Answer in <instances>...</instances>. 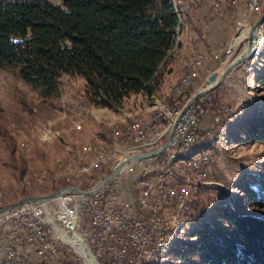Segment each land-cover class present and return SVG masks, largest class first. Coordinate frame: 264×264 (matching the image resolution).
I'll return each instance as SVG.
<instances>
[{
	"label": "rangeland",
	"instance_id": "374dc122",
	"mask_svg": "<svg viewBox=\"0 0 264 264\" xmlns=\"http://www.w3.org/2000/svg\"><path fill=\"white\" fill-rule=\"evenodd\" d=\"M51 1L60 4L59 0ZM171 1L180 5V0ZM171 1L168 0L170 5ZM231 6H238V3ZM189 11L190 8L182 11L178 39L179 43L183 37L182 48L177 54H174L176 50L170 53L173 64L181 67L182 73L159 95L145 96V103L151 102L156 108L153 116L142 113L145 109L144 101L141 103L143 98L124 100L118 110L90 104L78 77L64 75L59 81L57 94L43 98L22 82L16 69H0V210L25 198L51 194L64 187L84 191L86 184L97 185L103 180L98 173L100 169L108 176L124 156L133 153V145H138L136 135L139 131L141 140L149 141V128L157 121H164L165 116L173 115L172 92L175 93L190 65V54L185 65L179 61L180 56L190 48L194 51L196 48V42L190 44L188 40L193 33L189 32L188 26L182 36L186 28L185 13ZM263 11L264 0L262 6L251 11V25ZM240 14L241 10L227 12V23L224 22L231 32L230 38L209 44L223 52L229 49L227 55L223 54L213 64L219 68V75L232 61L245 54L246 40H239L233 49L230 45ZM261 35L262 40L252 56L228 72L218 87L201 97L200 133L195 146H207L209 152L181 158L190 150L184 149L182 153L171 155L172 173H179L181 167L199 161L197 156H214V163L210 166L208 179L199 180L197 186L196 178L187 179V187L196 186L193 190L196 202L191 207V198H184V211L174 209V220L167 222L165 239H159L153 247L151 261L143 264H164L173 241L188 238L203 222L222 226L215 214L218 206L231 204L242 208L245 213L264 216V210L256 209L248 200L241 203L244 197L238 190L240 184L249 182L252 177H264V145L241 141L244 136L238 129L245 120L264 110V23ZM208 59L215 60L213 57ZM199 65L201 62L195 65V70ZM204 87L202 85L195 93ZM169 89L170 95L167 96ZM59 179H65L66 185H58ZM130 181L127 176L112 191L125 195ZM170 200L165 198L164 206L156 209V221H165V213H173ZM52 205L57 207V203ZM143 209L145 216H153L151 207ZM101 219H109V211H102ZM68 261L71 258L59 256L49 264H69Z\"/></svg>",
	"mask_w": 264,
	"mask_h": 264
},
{
	"label": "trees",
	"instance_id": "16d2710c",
	"mask_svg": "<svg viewBox=\"0 0 264 264\" xmlns=\"http://www.w3.org/2000/svg\"><path fill=\"white\" fill-rule=\"evenodd\" d=\"M59 1L0 0V69H16L43 98L57 94L64 75L78 77L90 104L108 110L158 91L173 64L176 17L168 0ZM238 129L241 141L264 145V110ZM196 142L181 158L209 152ZM238 190L241 203L264 210V177ZM241 209L215 208L222 226L203 222L188 238L175 239L164 264H264V216Z\"/></svg>",
	"mask_w": 264,
	"mask_h": 264
},
{
	"label": "built area",
	"instance_id": "2783aa9c",
	"mask_svg": "<svg viewBox=\"0 0 264 264\" xmlns=\"http://www.w3.org/2000/svg\"><path fill=\"white\" fill-rule=\"evenodd\" d=\"M207 1L180 0V9L190 8L191 13ZM211 1L215 13L238 3L241 14L233 39L243 32L240 41L246 40L251 10L262 6L263 0ZM228 53L229 49L198 52V62L208 56L219 61ZM198 62L190 64L188 77L181 79L173 93V115L149 128V141L136 135L138 145H133V153L120 160L124 166L105 186L95 190L107 177V172L100 169L103 180L97 185H84L88 194L62 191L52 199L17 204L0 216V264H49L59 256L71 258L69 264H86L79 250L88 253L95 264L151 261L153 247L159 239H165L167 222L174 220V209L184 208V198H191L193 207V190L199 180L208 179L214 163V156H207L181 167L179 173L171 171V155L191 149L193 140H199L202 96L190 102L197 93L194 88ZM127 176L131 180L128 193L112 191ZM189 178H196V186L187 187ZM165 198H172L173 213H165V221H156V209L164 206ZM143 207L153 208V216H143ZM102 211H109V219H101Z\"/></svg>",
	"mask_w": 264,
	"mask_h": 264
},
{
	"label": "crops",
	"instance_id": "0c3cea01",
	"mask_svg": "<svg viewBox=\"0 0 264 264\" xmlns=\"http://www.w3.org/2000/svg\"><path fill=\"white\" fill-rule=\"evenodd\" d=\"M233 10L238 11V10H241V8H238V6L226 7L224 8V10H222V12H220L218 15L215 16L212 10V1L208 0L207 2H205L202 6H200L193 12L191 13L190 11L186 12L185 13L186 28L183 32L181 31L182 36L189 27V32H193V33H191V35L188 37V40L190 41V44H194L196 42L195 43L196 52L193 50V48H190L189 51L187 50L183 54V56L182 55L180 56L179 61L183 62L185 65L187 61L186 59H188L189 54H194L195 56H198V52L205 54L209 51H215L216 49L209 45L211 42H214L217 40H222L223 42L224 40L229 39L231 36V32L228 30V27L226 25L227 23L226 18H227V12L228 13L233 12ZM224 21H226V23ZM198 35L200 36L199 40H198ZM182 38L179 40L177 49L174 52V54H177V52H180V49L182 48L181 44L183 42ZM211 57L215 58V56H208V58H211ZM208 58L207 60L204 61V63L201 62V65H199V67H197L195 70V73H198V78L195 83L194 91L198 90L202 85L205 86V81L207 77L211 75L212 73H217L218 75L220 74L219 68L217 66L216 67L213 66V64H216V61L213 59H208ZM171 71L172 72L168 75V77L164 81V84L160 88V92L157 91L154 94L155 96L162 93L163 89L167 90L169 88L167 86L170 84V82L173 79L177 78L182 73L183 70L181 69V67L175 66L174 64H172ZM81 82H82V85L84 86V82L82 80ZM170 91L171 89H169V91L166 93L167 96L170 95ZM135 97L137 99L143 98L141 100V103H143L144 101L143 108L145 109L142 113L153 116L155 112L154 110L156 108L152 106L153 103L151 102L145 103V95L135 94V95L129 96L128 98L124 100L129 101V100L134 99ZM138 120L140 121V119ZM143 216H145L144 209H143Z\"/></svg>",
	"mask_w": 264,
	"mask_h": 264
},
{
	"label": "water",
	"instance_id": "95a60500",
	"mask_svg": "<svg viewBox=\"0 0 264 264\" xmlns=\"http://www.w3.org/2000/svg\"><path fill=\"white\" fill-rule=\"evenodd\" d=\"M263 23H264V11L260 15V17L257 18V20L251 25V27L249 29V32H248V35L246 38V42H247L246 55H245V58L243 59V61L248 60L252 56V54L256 51L258 40H259V35H260V29H261V26ZM239 62H242V61L241 60L240 61H232L229 64V66L223 71V73L221 75H218L217 73H212L211 75H209L205 81V87L202 90L198 91L193 96V98L191 99L190 102L191 103L194 102L199 97L213 91L216 87H218L222 83V81L224 80V78L226 77L228 72H230L233 68L238 66ZM138 158H142V157H138ZM124 164L125 163H122L119 166H117L101 182V184L95 190H99L100 188L105 186L110 180H112L115 177V175L117 174V172L121 169V167L124 166ZM70 190H72L78 194H88L89 193V192L78 190L75 187H70ZM58 194H59V191L51 193V194H47V195L28 197L22 201L17 202V203H22L24 201H45V200L52 199V198L56 197ZM17 203L12 204L10 207L17 205Z\"/></svg>",
	"mask_w": 264,
	"mask_h": 264
},
{
	"label": "bare ground",
	"instance_id": "6f19581e",
	"mask_svg": "<svg viewBox=\"0 0 264 264\" xmlns=\"http://www.w3.org/2000/svg\"><path fill=\"white\" fill-rule=\"evenodd\" d=\"M170 1H171V0H170ZM231 4H235V3H231ZM171 6H172V12H173V14H174L175 17H176V29H175V33H176V35H175L174 46H173V48H172V50H171L170 53L174 52V51L176 50V48H177V45H178V39H179V35H180L179 30H180V25H181V22H182V14H183L182 11H181V9H180V5L177 6L176 3H175L174 1H171ZM257 9H258V6H254V7L252 8L251 11H254V10H257ZM260 35H261V29H260ZM260 35H259V40H258L257 48H258V46H259V44H260V42H261V40H262V35H261V36H260ZM242 36H243V32L240 34L239 37L233 39V41H232L231 44H230V45H231V49H233V47L236 45V43L240 40V38H241ZM257 48H256V49H257ZM246 49H247V47H246ZM245 55H246V51H245L244 56L239 57V58L235 59L234 61H240V60H241L242 62H239L238 65L244 63L245 61H247V60L243 61V59L245 58ZM188 61H189L188 64H191V63H193V62H198V57H194L193 54H190V57H189V60H188ZM198 63H199V62H198ZM198 63H197V64H198ZM188 66H190V65H188ZM188 73H189V68H188L187 72L185 73V75H184V77H183L182 79H186V78L188 77ZM168 116H172V114H169ZM138 135H141V136H142V134H141L140 131H139ZM136 138H138V137H136ZM185 150H186V149H185ZM132 152H133V151H132ZM107 157H109V156H104V158H107ZM205 157H206V156H197V159L202 160V159H204ZM196 161H198V160H196ZM118 165H120V162H119L118 164H116V166H114V169H115ZM114 169H113V170H114ZM113 170H112V171H113ZM77 189H78V188H77ZM78 190H80V189H78ZM62 191L74 192V191L70 190V187H64V188H61V189L59 190V194H61ZM81 191H83V190H81ZM59 194H58V195H59ZM31 197H33V196H31ZM25 199H26V198H25ZM23 200H24V199H23ZM20 201H22V200H20ZM18 202H19V201H18ZM27 202H32V201H24V202H22V203H17V202H16V203H17V204H23V203H27ZM170 203L172 204V198H171V200H170ZM172 205H173V204H172ZM152 209H153V208H152ZM184 209H185V206H184V208H179L178 210L181 211V212H183ZM9 211H10V206L4 208L3 210H0V216H2V215L5 214V213H8ZM75 242H76V243H79V240L76 239ZM79 252H80V254L82 255V257L84 258L86 264H95L94 261H93V259L91 258V256H90L88 253H86V252L83 251V250H79Z\"/></svg>",
	"mask_w": 264,
	"mask_h": 264
}]
</instances>
